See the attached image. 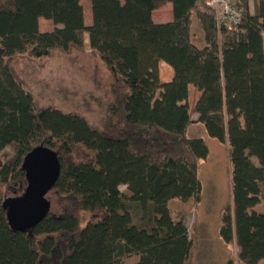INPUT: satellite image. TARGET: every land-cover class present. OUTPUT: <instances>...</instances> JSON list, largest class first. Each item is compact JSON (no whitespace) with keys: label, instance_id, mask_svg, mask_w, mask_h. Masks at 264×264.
<instances>
[{"label":"trees","instance_id":"16d2710c","mask_svg":"<svg viewBox=\"0 0 264 264\" xmlns=\"http://www.w3.org/2000/svg\"><path fill=\"white\" fill-rule=\"evenodd\" d=\"M81 1L0 0V185L22 195L21 165L34 147L60 164L48 192L58 211L32 229H12L0 198V264H193L197 227L189 236L185 211L170 203L201 199L208 148L186 135L195 122L229 147L233 216L223 215L220 235L235 239L239 264H264V0L254 13L238 0L235 28L218 23L206 0H90L86 26ZM167 4L172 21L155 23L152 12ZM40 18L54 28L41 32ZM55 53L96 60V125L37 107L6 63Z\"/></svg>","mask_w":264,"mask_h":264},{"label":"rangeland","instance_id":"374dc122","mask_svg":"<svg viewBox=\"0 0 264 264\" xmlns=\"http://www.w3.org/2000/svg\"><path fill=\"white\" fill-rule=\"evenodd\" d=\"M86 26L91 24L90 0L81 1ZM250 13H254V0H249ZM171 15V6L167 4L153 12L155 19L160 20ZM39 30L49 32L54 24L43 18L38 20ZM219 23V22H218ZM14 77L20 82L22 90L30 93L37 107H52L65 113H78L91 124L100 121L101 113L90 98L94 92L92 76H96V60L90 56L74 60L72 56L55 53L53 56L35 60L27 56H14L6 61ZM160 79L164 81L171 75L167 67L161 64ZM100 75L105 71L99 67ZM198 92L194 88L189 91V112L192 119L197 115L193 112ZM189 138L202 139L207 148L206 159L198 161V179L201 184V199L195 207L191 204L180 206L176 201L170 203L172 210L183 209L189 236L191 228L197 227L196 251L192 257L193 264H239L237 261L238 247L235 239L225 242L220 229L223 215L233 216L232 194L230 185L231 166L227 142H220L208 136L200 123H192L187 129ZM0 155V166L4 162ZM256 163V159H252ZM0 198L10 199L12 195L0 185ZM49 202V212H57L56 197L52 193L45 194ZM227 208H230L227 210ZM259 210L264 211L263 208Z\"/></svg>","mask_w":264,"mask_h":264},{"label":"water","instance_id":"95a60500","mask_svg":"<svg viewBox=\"0 0 264 264\" xmlns=\"http://www.w3.org/2000/svg\"><path fill=\"white\" fill-rule=\"evenodd\" d=\"M21 169L27 185L22 195L9 199L6 205L8 223L16 231L32 229L48 214L45 194L54 187L60 164L52 150L38 146L25 155Z\"/></svg>","mask_w":264,"mask_h":264},{"label":"built area","instance_id":"2783aa9c","mask_svg":"<svg viewBox=\"0 0 264 264\" xmlns=\"http://www.w3.org/2000/svg\"><path fill=\"white\" fill-rule=\"evenodd\" d=\"M219 23L235 28L242 20V8L238 0H206Z\"/></svg>","mask_w":264,"mask_h":264},{"label":"crops","instance_id":"0c3cea01","mask_svg":"<svg viewBox=\"0 0 264 264\" xmlns=\"http://www.w3.org/2000/svg\"><path fill=\"white\" fill-rule=\"evenodd\" d=\"M170 6H171V5H170ZM155 11H156V10H155ZM155 11H153V12H155ZM153 12H152V19H153V21H154L155 23H167V22H171V21H172V9H171V15H170V16H168L167 18L164 17V19H160V20L155 19V17L153 16ZM161 64H163V66L167 67V69H168L169 72H170V75L172 76V71L169 69V67H168L166 64H164V63H160V65H159V69L161 68V67H160ZM171 76H170L168 79H165L164 81H169V79L171 78ZM190 88H192V87H190ZM189 91H190V90H189ZM197 94L199 95V93H197Z\"/></svg>","mask_w":264,"mask_h":264}]
</instances>
